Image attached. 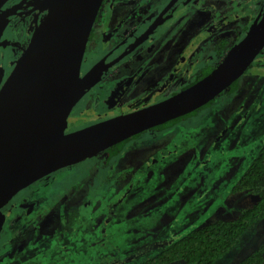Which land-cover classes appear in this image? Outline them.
Instances as JSON below:
<instances>
[{
  "label": "rangeland",
  "instance_id": "1",
  "mask_svg": "<svg viewBox=\"0 0 264 264\" xmlns=\"http://www.w3.org/2000/svg\"><path fill=\"white\" fill-rule=\"evenodd\" d=\"M43 2L39 0L36 9H40ZM196 3L197 0L192 6ZM247 6V9L236 8L238 16L251 15L250 9L254 6ZM263 8L262 5L259 10L264 11ZM194 9L189 8L188 15ZM184 19L187 17L182 15V23ZM33 21L30 12H19L6 32L12 30V40L24 41L31 34ZM174 25L172 32L181 33L179 29H185L186 22L182 27L178 22ZM227 40L230 42L229 38ZM193 47L188 55L198 57L196 67L191 69L195 71L203 66L198 56L203 48L201 44ZM16 57L11 48L2 51L1 77ZM193 76L194 72L191 75L188 70L186 77L175 78L177 82L171 83L166 91L163 88L153 99L164 97L167 91L177 89L183 81H191ZM238 83L242 88L232 97L221 93L209 106L172 130L162 135L148 131L129 142L121 158L124 160H119L126 163V168L121 169L119 162L114 172L113 168L108 173L101 167L90 166L99 163L96 160L100 155H97L49 177L46 182L52 184L48 190L52 194L61 195L78 186L84 193L74 196L73 209L60 213L59 230L53 231L57 214L45 217L42 232L52 237L59 232L58 244L62 245L59 248H53L52 243L45 245L48 251L45 261L49 259L51 264H140L188 232L216 220H234L241 211L254 205L255 196L235 193L232 189L264 145V49ZM96 89L93 93L98 91ZM144 143L150 145L148 150L139 147ZM39 186L32 184L23 196L37 204L41 200L39 196L46 195ZM8 235L7 231L0 233V264H7L19 255L10 251ZM263 242L264 218L244 233L238 246L214 264H238ZM55 249L58 254H53Z\"/></svg>",
  "mask_w": 264,
  "mask_h": 264
},
{
  "label": "flooded vegetation",
  "instance_id": "2",
  "mask_svg": "<svg viewBox=\"0 0 264 264\" xmlns=\"http://www.w3.org/2000/svg\"><path fill=\"white\" fill-rule=\"evenodd\" d=\"M20 1H6L3 10L8 11L14 8ZM38 2L39 0H24V5L11 18L10 23L19 12H30L34 16V29L36 22H41L45 14L42 7L36 9ZM192 4H195V0L102 1L92 24L79 72L80 78L89 77L94 82L88 92L71 109L65 133L149 107L190 87L217 66L230 47L243 38L252 22L264 12L259 10L262 5L264 6V0H197L195 6ZM247 5L254 6L250 9L251 15L238 16L236 8L247 9ZM193 7H195L193 13L188 15V9ZM182 15L187 17L183 23ZM177 22L181 24L180 27L186 22L185 29H179L181 33L172 32V27ZM188 22H190L189 26ZM8 26L1 36V41L6 43V46L0 48V59L2 51L10 48L17 57L10 62L9 70L2 75V83L26 48L33 31L32 29L28 39L18 42L15 39L12 40L10 36L12 30L6 32ZM238 38L241 39L238 40ZM200 44L203 49L198 56H201L199 62L203 66L195 68L196 74L191 69L196 67L198 57L196 54L188 55V52L194 49L193 46ZM206 61L213 63L206 65ZM206 69H210L209 73L202 75ZM188 70L191 75L194 72L191 81H183L177 89L167 91L164 97L153 99L155 95L162 92L163 88L166 91L171 83L177 82L175 78L186 77ZM240 88L242 87L239 84L236 92ZM95 89L98 91L93 93ZM232 95L228 96L232 97ZM79 122L81 124L77 127ZM148 131L156 132L151 128L139 133L129 138L131 140L125 146ZM125 146L121 155L110 162L112 166H109L110 163L105 164L106 157L101 153L99 160L95 159L99 163L90 166L101 167L108 173L114 168V172V166L122 160V155L127 151ZM139 147L148 150L150 145L144 143ZM120 164L121 169L126 168L125 162ZM66 168L32 183L39 184L46 193L44 197L39 196L41 200L37 204L32 198L23 196L31 184L15 194L0 208V213L4 216L0 233L8 232L10 236L8 247L10 251L19 254L16 259H11L7 264H51L49 259L48 261L44 259L48 257V251L44 249L45 245L49 246L52 243L53 248L62 247L60 243L58 244L59 232H56V237H52L42 232V225L45 217L55 213L57 219L53 220V222L56 221V228L53 231L57 228L59 230L60 213L73 209L76 206V203H71L74 196L84 193V189L80 186L69 188L61 195L48 192L52 185L47 184L48 178L67 170ZM45 203L48 205L45 206ZM45 207L48 209L44 210ZM84 247L86 248V245ZM57 251L58 249L53 250V254H58Z\"/></svg>",
  "mask_w": 264,
  "mask_h": 264
},
{
  "label": "water",
  "instance_id": "3",
  "mask_svg": "<svg viewBox=\"0 0 264 264\" xmlns=\"http://www.w3.org/2000/svg\"><path fill=\"white\" fill-rule=\"evenodd\" d=\"M1 36L24 5L5 11ZM103 0H47L45 14L2 83L0 76V208L35 181L214 100L240 79L264 49V12L217 66L185 90L149 107L70 132L71 109L93 82L80 66ZM38 21V20H37ZM4 216L0 213V228Z\"/></svg>",
  "mask_w": 264,
  "mask_h": 264
},
{
  "label": "trees",
  "instance_id": "4",
  "mask_svg": "<svg viewBox=\"0 0 264 264\" xmlns=\"http://www.w3.org/2000/svg\"><path fill=\"white\" fill-rule=\"evenodd\" d=\"M209 71L210 69H206L202 75H206ZM238 82L239 79L224 93L228 95L236 93ZM212 102L213 100L196 111L156 126L153 130L159 133L171 130L181 121L195 115L197 111L204 109ZM130 140L123 141L101 153L106 157L105 164L116 160L121 155L125 144ZM232 191L235 193L246 192L255 196L257 200L250 208L241 211L236 219L231 221L216 220L201 228L194 229L140 264H173L177 262H182V264H214L238 246L244 233L253 228L257 221L264 218V145ZM263 262L264 242L238 264H263Z\"/></svg>",
  "mask_w": 264,
  "mask_h": 264
},
{
  "label": "bare ground",
  "instance_id": "5",
  "mask_svg": "<svg viewBox=\"0 0 264 264\" xmlns=\"http://www.w3.org/2000/svg\"><path fill=\"white\" fill-rule=\"evenodd\" d=\"M29 3V2H28ZM46 6H47V0H44V2H43V6H42V10L44 9V8H46Z\"/></svg>",
  "mask_w": 264,
  "mask_h": 264
}]
</instances>
